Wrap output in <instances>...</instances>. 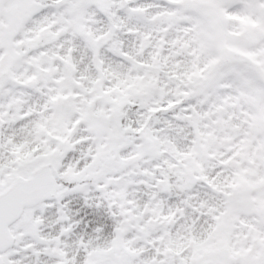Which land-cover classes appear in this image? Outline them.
<instances>
[{"label":"snow or ice","instance_id":"obj_1","mask_svg":"<svg viewBox=\"0 0 264 264\" xmlns=\"http://www.w3.org/2000/svg\"><path fill=\"white\" fill-rule=\"evenodd\" d=\"M0 264H264V0H0Z\"/></svg>","mask_w":264,"mask_h":264}]
</instances>
